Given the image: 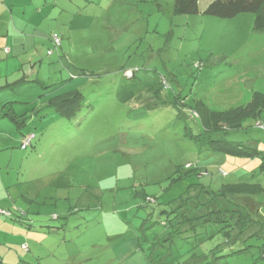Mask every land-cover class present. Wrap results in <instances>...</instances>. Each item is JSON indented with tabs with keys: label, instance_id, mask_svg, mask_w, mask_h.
<instances>
[{
	"label": "rangeland",
	"instance_id": "1",
	"mask_svg": "<svg viewBox=\"0 0 264 264\" xmlns=\"http://www.w3.org/2000/svg\"><path fill=\"white\" fill-rule=\"evenodd\" d=\"M174 1L17 0L12 42L0 41V210L19 223L0 228V261L264 264L255 240L240 237L254 226L248 215L264 222V160L227 151L264 156V34L253 32L252 13L211 17L203 11L214 0H200V14L180 16ZM76 90L82 107L56 114L50 101ZM252 101L257 115L239 128L212 133L202 121L205 107ZM8 110L28 117L23 133L36 140L26 151L1 116ZM234 182L263 189L209 192ZM219 211L247 220L211 225ZM206 212L215 216L198 235L171 228Z\"/></svg>",
	"mask_w": 264,
	"mask_h": 264
},
{
	"label": "trees",
	"instance_id": "2",
	"mask_svg": "<svg viewBox=\"0 0 264 264\" xmlns=\"http://www.w3.org/2000/svg\"><path fill=\"white\" fill-rule=\"evenodd\" d=\"M200 0H175L173 5V13L174 15H180V16H196L201 13ZM205 15L216 17L220 19H233L238 17L239 15L246 14V13H252L256 15L254 25H253V32L255 34H264V0H214L212 1L203 11ZM52 41L54 43V46L56 48L61 46V43L57 38H52ZM6 53H10L9 50H6ZM53 52H50L52 54ZM86 71L83 70V73ZM129 74L134 76V72H129ZM258 95V94H257ZM258 98V97H257ZM165 102V101H164ZM253 101L250 103L249 107H238L233 110H228L221 113H207L208 109L205 107V109H201L203 115H202V121L206 128L208 129V132H216L223 129H234L239 128L244 125V123L247 121L249 116H256L257 110H255L254 104H252ZM84 104V95L81 91L76 90L74 92H71L70 94H67L63 97H56L55 99L50 101V106L53 107L56 114L72 118L76 112L82 107ZM166 104V103H165ZM200 107V104L198 105ZM252 107V108H251ZM201 108V107H200ZM3 118L9 119L12 123H14L17 127V129L20 131L21 135H23L21 149L26 151L28 148L33 146L34 141L36 140L35 134L31 133L28 135H24L23 133V127L27 125L28 117L25 115H17L12 110H8L6 113L1 115ZM261 126V124H258ZM33 136V138L30 139L29 145H27L23 149V144L26 139ZM211 139H214L215 136H211ZM211 142H217L216 139ZM237 146V147H236ZM234 148L227 149L229 153L241 156L243 158L247 156L243 155H250V158L256 159H262L264 160V156L259 157V153L254 150L246 151L245 148H242L240 145H236ZM245 149V150H243ZM255 155H257L255 157ZM260 165L261 169L260 171L264 173V161ZM200 188L204 190H208V188L204 185L200 184ZM263 186L260 184H245L243 182H234L229 183L227 185H224L223 188L219 192H212L209 190V192L214 193L215 196L220 195L219 197L224 199L234 198L235 197H244L249 196L252 194H258L260 191H262ZM223 191H227V193H223ZM220 193V194H218ZM239 202H237L238 204ZM0 215L6 216L5 218L10 219L14 223H17L19 221V217L12 215L10 212L5 213L4 211L0 210ZM209 215L215 216L212 212H206L204 213V216H199L196 218H186L184 222L174 220V224L171 226V228H174V232L178 233L179 235L186 232H193L195 235H198V232L196 230V226L207 223L201 221L202 219L208 217ZM228 217H231L232 220L235 221V224H232V226H238L241 220H247L243 217L240 211H219L217 213L216 217H211L208 221L211 225L215 223H223L222 221L225 219H228ZM254 218V217H253ZM250 215H248V219L252 221L253 225H250V227H242V236L240 237H247L250 239H254L256 242V245L252 246L253 251H257V253L262 255V258H264V222L256 221L254 220ZM19 223V222H18ZM227 233L230 234V232L227 231ZM230 241V240H229ZM24 248V246H23ZM25 249V248H24ZM242 253H250V250L248 248L241 249L235 254H242ZM22 264H29L26 263L23 259L19 260ZM213 264L217 263L216 259L212 261ZM0 264H8L0 261Z\"/></svg>",
	"mask_w": 264,
	"mask_h": 264
},
{
	"label": "crops",
	"instance_id": "3",
	"mask_svg": "<svg viewBox=\"0 0 264 264\" xmlns=\"http://www.w3.org/2000/svg\"><path fill=\"white\" fill-rule=\"evenodd\" d=\"M16 2H17V0H0V7H1V10H0V12H1V14H0V18H2L3 17V19H2V29L6 32V34H7V37H5L4 35L2 36V35H0V41H3V39H6V42H7V46H9V42L11 43L12 41H11V37H9V35H11L13 32L10 30L11 29V25L13 24L14 25V16H15V8H16ZM47 3H44V5H46ZM44 9L45 8H43V9H41V13H43L44 12ZM27 10H28V8L26 7L25 8V14H27L26 12H27ZM24 12V11H23ZM24 14V13H23ZM8 15H10L11 16V19H12V17H13V21L12 22H8ZM0 27H1V24H0ZM6 50H8V49H5V51H4V54L7 56L8 55V53H6ZM9 52H10V50H9ZM11 53V52H10ZM9 53V54H10ZM0 59H2V57H1V55H0ZM25 135V134H24ZM23 136V135H22ZM2 142H4V140L2 141ZM0 148H3L4 149V147H1L0 146ZM2 149V150H3ZM3 176V167H1L0 166V181H2V177ZM3 222H2V221ZM6 221V222H5ZM7 222H9L10 224L12 223V221H10V220H8L7 218H4V219H2V218H0V228L2 227L3 229H4V225H6V223ZM22 246H24V245H22ZM21 246V247H22Z\"/></svg>",
	"mask_w": 264,
	"mask_h": 264
},
{
	"label": "built area",
	"instance_id": "4",
	"mask_svg": "<svg viewBox=\"0 0 264 264\" xmlns=\"http://www.w3.org/2000/svg\"><path fill=\"white\" fill-rule=\"evenodd\" d=\"M31 138H33V136H31V137H29L28 139L25 140V142H24V144H23V149H24L27 145H29V143H30V139H31Z\"/></svg>",
	"mask_w": 264,
	"mask_h": 264
}]
</instances>
